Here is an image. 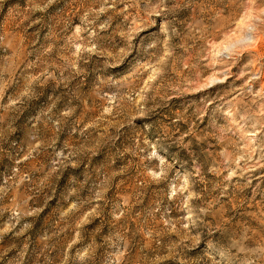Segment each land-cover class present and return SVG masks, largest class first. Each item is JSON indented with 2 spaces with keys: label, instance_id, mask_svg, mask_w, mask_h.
I'll return each instance as SVG.
<instances>
[{
  "label": "rangeland",
  "instance_id": "1",
  "mask_svg": "<svg viewBox=\"0 0 264 264\" xmlns=\"http://www.w3.org/2000/svg\"><path fill=\"white\" fill-rule=\"evenodd\" d=\"M0 264H264V0H0Z\"/></svg>",
  "mask_w": 264,
  "mask_h": 264
}]
</instances>
